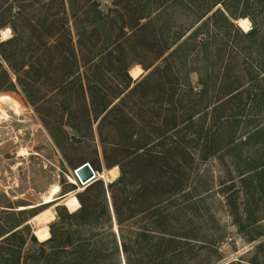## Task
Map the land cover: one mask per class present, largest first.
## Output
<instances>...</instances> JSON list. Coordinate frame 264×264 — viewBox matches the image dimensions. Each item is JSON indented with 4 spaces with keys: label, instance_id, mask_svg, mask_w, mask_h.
Here are the masks:
<instances>
[{
    "label": "trees",
    "instance_id": "obj_1",
    "mask_svg": "<svg viewBox=\"0 0 264 264\" xmlns=\"http://www.w3.org/2000/svg\"><path fill=\"white\" fill-rule=\"evenodd\" d=\"M17 88L58 145L99 144L120 175L57 205L45 241L38 212L5 210L0 264H219L227 231L195 208L213 189L192 187L213 158L236 233L259 241L228 264H264V0H0V92Z\"/></svg>",
    "mask_w": 264,
    "mask_h": 264
},
{
    "label": "rangeland",
    "instance_id": "obj_2",
    "mask_svg": "<svg viewBox=\"0 0 264 264\" xmlns=\"http://www.w3.org/2000/svg\"><path fill=\"white\" fill-rule=\"evenodd\" d=\"M99 1L107 5L111 0ZM242 19L249 20V27L242 26ZM234 22L236 23V20ZM239 24L236 23L244 31L253 27L249 17L239 19ZM11 36H13L12 30ZM241 44L232 41L227 48L229 58L237 55L240 64L245 54ZM198 79L199 74L192 72L191 81L196 86ZM0 96L10 97L0 98V220L5 221L10 218L11 212L5 210L18 212L23 209H27L28 214L33 212L40 214L48 209L55 218L57 205H65V200L71 194L77 197V193L84 189L75 174L76 167L89 160L99 167L100 171H96L98 177L100 174L104 176L110 170L107 169L101 146L98 144L96 149L91 141L74 144L64 142L58 145L43 124L40 114L27 101L20 88L15 91L0 92ZM117 169L115 178L110 181L107 177H103V180L106 183L114 181L120 175L119 167ZM228 177L227 169L221 160L213 158L199 168V178L194 180L195 185H192L193 188L200 189L208 185L213 189L205 195V203H198L195 208H199L200 213L205 217L212 213L227 231V240L220 248L223 260L219 264H228L240 257L251 258L256 253V245L259 243L257 241L248 244L236 233L230 208L225 204L220 192L222 183ZM182 197L178 198V203L181 202ZM59 198H62L59 203H51ZM259 198L258 215L264 217V197L259 195ZM53 219L49 221L48 226ZM30 223L36 234L41 225L33 218ZM260 240L263 241L264 237ZM260 259L264 262V256L260 255Z\"/></svg>",
    "mask_w": 264,
    "mask_h": 264
},
{
    "label": "bare ground",
    "instance_id": "obj_3",
    "mask_svg": "<svg viewBox=\"0 0 264 264\" xmlns=\"http://www.w3.org/2000/svg\"><path fill=\"white\" fill-rule=\"evenodd\" d=\"M246 21L247 24L244 25L246 27H249V20H244L242 19L241 22ZM239 24V22H238ZM240 25V24H239ZM241 26V25H240ZM10 28H6L3 30V38L7 39L10 37ZM7 34V35H5ZM142 68L141 66H135L132 68L131 73L134 77H137L141 74ZM118 167H114L110 170H108L107 173L104 174H100V177H107L108 179H110V181L115 178L117 176L118 173ZM97 174V172H96ZM98 177V174L96 176V178ZM98 177V178H100ZM85 187V186H83ZM65 205L68 206V208L70 209V211H75L80 207L78 198L75 195H70L66 200H65ZM54 218V215L52 212H50V210H45L42 211L40 214H38L37 216H35L33 218L34 221H36L39 225H41L38 230L36 231V235L38 236V238H40V240L45 241L50 237V228L48 226V223L51 219Z\"/></svg>",
    "mask_w": 264,
    "mask_h": 264
},
{
    "label": "water",
    "instance_id": "obj_4",
    "mask_svg": "<svg viewBox=\"0 0 264 264\" xmlns=\"http://www.w3.org/2000/svg\"><path fill=\"white\" fill-rule=\"evenodd\" d=\"M239 19L236 20V23L239 22ZM2 39L4 40L3 37H2ZM144 73H145V71L143 69L142 74H144ZM142 74H140L137 77H134L132 74L131 75L133 76V79H137ZM75 174H76L79 182L81 183V185L85 186V187L87 185L91 184L92 182H94L96 179H98V177L96 178V176H97L96 171L94 170V168L92 167V165L89 162H84V163L80 164L78 167H76ZM100 178H103V177H100Z\"/></svg>",
    "mask_w": 264,
    "mask_h": 264
},
{
    "label": "snow or ice",
    "instance_id": "obj_5",
    "mask_svg": "<svg viewBox=\"0 0 264 264\" xmlns=\"http://www.w3.org/2000/svg\"><path fill=\"white\" fill-rule=\"evenodd\" d=\"M241 24H242V26H244V25L247 24V22L246 21H243V22H241ZM5 35H7V34H5Z\"/></svg>",
    "mask_w": 264,
    "mask_h": 264
},
{
    "label": "crops",
    "instance_id": "obj_6",
    "mask_svg": "<svg viewBox=\"0 0 264 264\" xmlns=\"http://www.w3.org/2000/svg\"><path fill=\"white\" fill-rule=\"evenodd\" d=\"M241 19V18H240ZM136 66V65H135ZM132 70V69H131ZM142 72H143V69H142ZM142 74V73H141Z\"/></svg>",
    "mask_w": 264,
    "mask_h": 264
}]
</instances>
